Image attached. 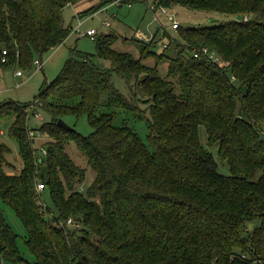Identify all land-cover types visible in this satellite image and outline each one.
Instances as JSON below:
<instances>
[{"label":"trees","instance_id":"16d2710c","mask_svg":"<svg viewBox=\"0 0 264 264\" xmlns=\"http://www.w3.org/2000/svg\"><path fill=\"white\" fill-rule=\"evenodd\" d=\"M78 1L0 0V65L30 67L36 56L43 63L42 55L70 35L62 10ZM155 2L237 19L180 27L184 43L172 39L179 51L171 58L135 36L139 58L117 51L116 34L108 33L96 39L95 53L73 48L34 105L0 107V127L12 119L8 135L22 159L21 170L8 174L11 148L0 142V202L27 233L22 251L0 205V264H264V0ZM203 47L226 65L193 57L190 51ZM93 56L111 67L95 64ZM145 58H157L156 65L142 63ZM162 58L170 59L168 77L157 67ZM112 72L132 98L112 83ZM37 108L51 120L32 129L25 113L36 115ZM83 114L92 127L87 135L58 125L59 118ZM120 115L143 120L145 139L127 118L117 123ZM26 126L47 141L46 155L35 161ZM46 191L56 209L49 218L48 205L38 204ZM68 218L77 225H57Z\"/></svg>","mask_w":264,"mask_h":264},{"label":"rangeland","instance_id":"374dc122","mask_svg":"<svg viewBox=\"0 0 264 264\" xmlns=\"http://www.w3.org/2000/svg\"><path fill=\"white\" fill-rule=\"evenodd\" d=\"M102 2L103 1L101 0H80L75 4H69L63 8V21L66 26L71 27V33L63 43L42 55V61L44 64L43 69L38 68L35 63V61L39 59V56H36L33 59L30 67H21L18 64L0 65V107H2V110L6 109L8 105H12L10 102L19 103L23 106L34 105L35 97L40 92L44 91L48 84L56 80L65 62L71 56V50L73 48H77L78 50L87 53H95L97 41L88 36L80 35V32H86L89 29L94 28L98 31V37L114 32L116 34V39L113 41L112 47L117 51L129 52L135 58L140 57V51L138 44L131 40L134 37V33L138 29L151 34L156 33L159 41H154L156 45L153 47V50L171 58L178 53L179 46L176 44L170 46V42L172 39H175L176 43H180L181 45L184 43L179 37V33L183 28L210 27L221 21L237 19L233 14L196 10L183 5H174L169 9V13L174 14L175 19L181 24L180 27L182 29L178 31L170 28L172 20L169 19L168 15L166 16L157 12V16L162 25L153 20V14L149 10V5L154 4L155 0H147L146 2L136 0L131 6H128L126 3L122 5L111 4L107 7L108 9H103L102 7L95 13L93 12L94 9L89 13L87 12L89 9L95 8ZM80 12H82V14H79ZM78 17H80V19ZM107 21L110 25L105 24ZM78 23H80L78 30H75ZM157 29L158 32H156ZM164 32H166L167 35H164ZM163 43L167 44L166 47L163 46ZM92 61L95 64L103 65L106 68L111 67V63L108 60L102 59L98 56H93ZM169 61L170 59L168 58H162L157 65L161 76L168 77ZM156 62L157 58L142 59V63L149 66H155ZM18 71H21L22 75H17ZM111 81L124 95L128 98H132L130 87L122 77L115 72H112ZM141 104L142 108L147 106V103ZM37 111L39 112L40 117H36L32 112L27 113L25 111V114H27L26 118H28V127L32 129L38 128L43 123L51 120L46 112L39 108H37ZM145 116L149 117V109L147 108L143 114V117ZM123 118L128 119L129 125L134 127L138 136L144 140L148 130L145 122L143 120H133L131 117H125L123 115H120L116 122L120 123ZM12 122V119L6 120L0 127V142H4L11 148V153L8 155L10 165L5 166V171L11 175L14 172H19L22 168L19 146L17 142L8 135ZM67 123L71 126H75V128H77V130L83 135H87L92 131V127L88 123L85 114L78 118L73 116L68 117ZM28 127L26 126V141H28V144L31 147L30 157L35 161L36 157L42 155L41 148H47V141L34 130L32 131L28 129ZM200 137L202 142L205 143L207 134L203 127H200ZM69 152L74 159H79L78 157L80 155L74 147H70ZM220 166V170L224 174L229 173L227 165L223 166L220 162ZM87 174L91 178L92 172L88 171ZM83 188L84 187L82 186V191H84ZM38 204L40 206H43L44 204L48 205L50 211L45 213L42 211L46 218L51 217L53 212H56L48 191L42 194ZM0 205L3 208L10 225L20 235V238L18 239L19 247L22 251H25L23 238H25L27 233L21 220L15 215L11 207L2 202H0Z\"/></svg>","mask_w":264,"mask_h":264},{"label":"built area","instance_id":"2783aa9c","mask_svg":"<svg viewBox=\"0 0 264 264\" xmlns=\"http://www.w3.org/2000/svg\"><path fill=\"white\" fill-rule=\"evenodd\" d=\"M101 1H109V3L112 4H124L126 3L128 6H131L134 2V0H101ZM169 9L166 6L163 5H158L156 2L154 4H150L149 5V10L151 11V13L153 14V20L155 22L160 23L159 18L157 16V12L162 13L163 15H168L169 19L172 20L171 26L170 28L173 30H178L180 28V23L175 19V15L174 14H170L169 13ZM244 21L247 20V17L245 16ZM106 25H110V23L107 21L105 22ZM162 25V23H160ZM80 23L77 25L76 29L78 30ZM157 32V31H156ZM80 35L82 36H88L93 40H96L98 38V31L94 28L89 29L86 32H80ZM135 38L142 40L144 42H150V41H159V39L157 38V34H151L148 32H144L140 29H138L135 33H134ZM166 43H163V46L166 47ZM191 54L193 55V57L196 58H200L202 55H205L207 59L213 61L214 63H216L219 67H224L226 65V62L223 61L220 57H218L217 55H215L214 53H211L210 51H208V49L206 47H203L202 49L196 51V50H191L190 51ZM5 54L6 51H3V57H2V61H6L5 58ZM36 65L38 68H42L43 63L40 62L38 59L35 61ZM17 75H22L21 71L17 72ZM36 117H40V114L37 113L35 115ZM260 134L262 136V138H264V122L262 123V127H260ZM41 152L43 155H46L47 150L46 148H41ZM45 188L43 183H38L37 184V190L38 191H42ZM57 225L59 227L64 228L65 226H75L77 225V222L74 221L72 218H68L66 221L63 220H58V222L56 221Z\"/></svg>","mask_w":264,"mask_h":264},{"label":"water","instance_id":"95a60500","mask_svg":"<svg viewBox=\"0 0 264 264\" xmlns=\"http://www.w3.org/2000/svg\"><path fill=\"white\" fill-rule=\"evenodd\" d=\"M58 125L60 126H70L65 120L59 118L58 119Z\"/></svg>","mask_w":264,"mask_h":264},{"label":"crops","instance_id":"0c3cea01","mask_svg":"<svg viewBox=\"0 0 264 264\" xmlns=\"http://www.w3.org/2000/svg\"><path fill=\"white\" fill-rule=\"evenodd\" d=\"M79 1H80V0H79ZM76 3H77V2H76ZM111 4H112V3L107 4L106 6L103 7V9H108L107 7H108L109 5H111ZM118 5H122V4H118ZM94 13H95V12H94ZM94 13H93V14H94ZM93 14H90V15H93ZM78 18L80 19V17H78ZM78 24H79V23H78Z\"/></svg>","mask_w":264,"mask_h":264}]
</instances>
